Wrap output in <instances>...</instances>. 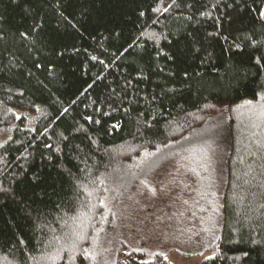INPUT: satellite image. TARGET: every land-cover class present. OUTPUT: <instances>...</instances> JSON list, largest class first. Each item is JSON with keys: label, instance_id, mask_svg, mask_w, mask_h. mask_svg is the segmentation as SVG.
<instances>
[{"label": "trees", "instance_id": "1", "mask_svg": "<svg viewBox=\"0 0 264 264\" xmlns=\"http://www.w3.org/2000/svg\"><path fill=\"white\" fill-rule=\"evenodd\" d=\"M179 161L196 181L191 243L117 234L121 208ZM171 252L264 264V0H0V264Z\"/></svg>", "mask_w": 264, "mask_h": 264}, {"label": "rangeland", "instance_id": "2", "mask_svg": "<svg viewBox=\"0 0 264 264\" xmlns=\"http://www.w3.org/2000/svg\"><path fill=\"white\" fill-rule=\"evenodd\" d=\"M211 131L215 134L220 149L219 157L222 159L227 152L229 131L225 110L215 115ZM206 153L209 156L206 162L213 170L214 156L217 155L215 147L208 148ZM187 158L182 157L183 160L190 161ZM179 162V167L174 163L169 164V169L161 177L154 194L136 191L131 205L121 208L115 224L117 234L149 247L164 246L171 238L186 239L190 232L189 227L185 226L191 222L186 219L189 214L184 199L192 195L188 191L196 181L192 172L187 170L188 165L185 168L183 162ZM200 163L202 162L198 161L195 164L197 166ZM173 178L178 180L172 181ZM186 241L191 243V240ZM169 259L173 264H200L202 257L181 256L171 252Z\"/></svg>", "mask_w": 264, "mask_h": 264}]
</instances>
